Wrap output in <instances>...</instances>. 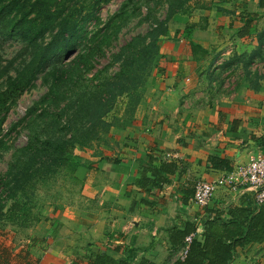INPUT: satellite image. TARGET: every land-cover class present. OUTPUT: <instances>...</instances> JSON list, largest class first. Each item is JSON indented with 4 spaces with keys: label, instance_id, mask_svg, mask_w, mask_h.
Here are the masks:
<instances>
[{
    "label": "crops",
    "instance_id": "obj_1",
    "mask_svg": "<svg viewBox=\"0 0 264 264\" xmlns=\"http://www.w3.org/2000/svg\"><path fill=\"white\" fill-rule=\"evenodd\" d=\"M219 6L231 13L210 9L203 25L175 16L183 27L161 38L164 63L133 117L116 123L110 144L93 150L76 170L84 195L79 210H51L17 241L16 232L0 230L1 252L6 247L15 261L27 252L38 264H72L76 258V264H87L78 260L86 253L117 259L133 249L136 264H173L184 251L169 241L175 230L193 223L200 240L205 209L221 210L226 219L237 208L251 209L255 200L246 189L218 187L206 206L193 200L196 181L213 180L264 152V62H253L249 75L236 81L230 77L237 63L223 65L235 53L264 58V7L258 0H227ZM245 12L254 17L251 34L238 37ZM190 24L197 25L187 39L183 30ZM175 35L184 41L170 43L168 37ZM162 163L175 167L162 175L165 182L145 183L142 177L153 179ZM230 264H264V243L237 246Z\"/></svg>",
    "mask_w": 264,
    "mask_h": 264
},
{
    "label": "trees",
    "instance_id": "obj_2",
    "mask_svg": "<svg viewBox=\"0 0 264 264\" xmlns=\"http://www.w3.org/2000/svg\"><path fill=\"white\" fill-rule=\"evenodd\" d=\"M108 1L0 0V38L21 43L15 55L4 59L3 64L0 55V155L12 148L9 137L18 126L28 130L25 144L13 147L7 168L0 173V225L9 223L28 229L36 224L40 216L34 211L36 204L31 206L29 192L58 171L64 170L76 181L78 191L82 190L83 183L76 175L82 162L74 153L75 147L98 136L100 130L108 131L112 123L104 117L125 95L129 96L128 112L121 120L133 117L142 99L140 91L148 87L150 77L164 63L160 40L169 35L170 19L178 12L188 11L184 8L188 0H167L166 15L160 19L155 14L158 0H124L103 21L99 11ZM258 1L264 7V0ZM198 2L202 10L215 8L231 13L219 6L227 0ZM143 6L147 12L141 20L149 21L148 30L130 37L110 54L107 63L97 68L99 58L106 55L120 28L137 16ZM244 16L243 25L236 31L238 37L251 34L254 17L246 12ZM196 25L184 28L185 38H191L190 29ZM190 44L194 46L192 41ZM233 56L237 59L242 55ZM235 58L223 65L234 64ZM38 78L47 91L3 132L10 106ZM174 169L172 164L162 163L154 169L153 179L142 177V180L156 186L165 182L164 173ZM141 184L145 187L143 181ZM205 212L202 239L194 237L186 254L173 264H230L237 246L264 243V204L254 201L249 210L237 208L229 219L224 218L221 210L205 209ZM195 229L193 223L187 222L183 229L169 235L171 245L184 246V237ZM2 248L0 264H38L28 258L27 252L21 255V260H11L10 252ZM135 257L136 252L131 249L117 259L107 254L86 253L78 260H86L87 264H136Z\"/></svg>",
    "mask_w": 264,
    "mask_h": 264
},
{
    "label": "rangeland",
    "instance_id": "obj_3",
    "mask_svg": "<svg viewBox=\"0 0 264 264\" xmlns=\"http://www.w3.org/2000/svg\"><path fill=\"white\" fill-rule=\"evenodd\" d=\"M122 1L124 0H109L106 3H103L99 11L100 18L103 21H105L112 13L118 10ZM201 1H204L203 3L205 4L208 3V0H201ZM214 1L217 3V1L219 0H214ZM156 3L157 4H156L155 14L158 18L163 19L166 15L169 2L167 0H158V2ZM198 3H199L198 0H188L184 2V8L188 11H186L185 13L178 12L175 15H173V17L175 16L181 17V15L182 16L184 15L185 20L186 19L187 21L191 20V22L196 20L201 25H203L206 22L203 16L205 15V12H207L210 9L202 10L198 8L197 5ZM146 12L147 9L145 6H143L140 9V12L137 16L129 19V21L120 28L116 37L113 38L112 44L106 49V55L99 58L96 64L97 68L107 63L109 61L110 54L116 52L122 44H124L128 39H130V37L139 33H145L148 30L149 21L141 20L143 19ZM176 17L175 20L171 18L168 23L169 33L174 32L175 34L177 29L183 27L182 18H180V20H176ZM231 29H235V27ZM262 36L263 33L261 34V37ZM257 37L260 36L257 35ZM168 38L170 39V43L175 42V39L176 40H178L179 38L183 39L181 35L179 37H176L175 35V36H170ZM262 44L263 47H261L262 45H260L261 49L264 48V43ZM242 45H247V44H242ZM20 47H21V43L17 40H13L11 38H6V39L0 38V55L2 57L1 63L2 64L5 63L4 59L11 58L13 55H15V53L20 49ZM240 55L242 56L237 59L235 58V60L237 61H234V63H237V66L234 68V70L236 71H233V74H231L230 77L233 79V81H236L235 79L238 78L239 75L241 77L244 76L243 78H246V76H248L249 73L252 71L251 69L254 66V64L261 63L262 65V62H264V58L252 59L250 53L243 52L240 53ZM256 60H258L259 62L258 61L255 62ZM230 66L229 68H231ZM112 68L114 69V66ZM255 72H257V70H255ZM10 73L13 74L14 71L10 70ZM151 78L152 77H150V80ZM145 90L146 88L140 91V93H142V98L144 96ZM46 91H47V86L42 84L41 79L38 78L35 81L34 85L28 88L26 91H24L22 95L17 99V101L10 106V109L6 116V120L3 124V132L4 129L5 130L8 129L12 123L16 122L18 119L23 117L26 112V109L32 104V102L40 98V96L43 95ZM128 103H129V96L125 95L119 98L118 103L115 105V107L111 110L110 113L106 115V117H104L106 121L110 122V124L112 123L108 128V131L106 132L100 130L98 136L89 140L83 146L75 147L74 153H76L81 157V162L83 161L84 157L91 155L93 150L94 152L97 151L99 152L102 150L104 146L110 144V141L112 140L110 129L114 127L115 124L122 119V117H124L125 113L128 112V109L126 108L129 105ZM117 119H119V121ZM27 133H28L27 128H22L21 126H18L17 130L11 133V136L9 137V142L10 144H12V148L2 152V154L0 155V173L6 170L7 164L11 158L13 147H20L25 144L27 139ZM78 188L79 186L76 183V181L73 182V179H71L64 170H61V172L58 171L55 175L49 176V178L46 179V181L38 183L35 189L30 190L33 191V192H29L30 195L29 199L31 202V206H34V204H36L34 211H37L36 213L40 216V219L46 213L51 212V210L59 209V211L67 210V211L75 212L79 210L80 203L84 201L81 200L80 202V199H82L84 195L82 194V190L78 191ZM2 229L14 231V233L16 232L15 236L18 237V239L16 238V241L20 240V237H24V235H26L27 233L26 231L28 230V229L26 230L23 228H18L17 226L9 223L1 224L0 230ZM83 241L86 242V240L84 239Z\"/></svg>",
    "mask_w": 264,
    "mask_h": 264
},
{
    "label": "built area",
    "instance_id": "obj_4",
    "mask_svg": "<svg viewBox=\"0 0 264 264\" xmlns=\"http://www.w3.org/2000/svg\"><path fill=\"white\" fill-rule=\"evenodd\" d=\"M231 191L251 190L257 204H264V152L251 154L245 163H240L213 180H199L194 184L193 200L206 206L218 187ZM195 233L191 232L183 239L184 251L192 242ZM182 256V257H183Z\"/></svg>",
    "mask_w": 264,
    "mask_h": 264
}]
</instances>
